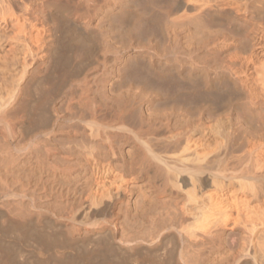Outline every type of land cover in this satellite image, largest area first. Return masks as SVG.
Returning <instances> with one entry per match:
<instances>
[{"label":"bare ground","instance_id":"6f19581e","mask_svg":"<svg viewBox=\"0 0 264 264\" xmlns=\"http://www.w3.org/2000/svg\"><path fill=\"white\" fill-rule=\"evenodd\" d=\"M164 1L155 15L158 0H0V72L20 66L14 89L0 93V204L17 202L20 212L2 205L13 209L8 223L17 208L15 223L39 254L59 238L49 224L56 240L35 231L52 214L48 222L69 225L72 237L61 235L71 245L93 246L82 251L87 261L109 250L153 262L151 252L170 247L179 256L163 250L167 264H264V0ZM102 36L114 52L94 72L66 79L36 124L11 122L71 42L86 55L87 41ZM117 43L127 47L121 56ZM52 262L39 255L33 264Z\"/></svg>","mask_w":264,"mask_h":264},{"label":"rangeland","instance_id":"374dc122","mask_svg":"<svg viewBox=\"0 0 264 264\" xmlns=\"http://www.w3.org/2000/svg\"><path fill=\"white\" fill-rule=\"evenodd\" d=\"M77 0H74V2H76ZM73 2V1H72ZM72 2H69V5L71 4H73L74 5V3H72ZM162 2H164V3H162ZM162 2H161V0H158V2L156 3V4H153V8H154V12H155V15L157 14V15H159L160 14V9H158L157 7H158V5H159V8H161L162 7V5L164 4L165 5V1L164 0H162ZM70 5V7L72 8V6ZM157 9L159 10L158 12H157ZM140 11V10H139ZM141 11L142 12H144L145 13V11H143L142 9H141ZM139 12L140 14L142 13V12ZM55 12V11H54ZM62 13V11L59 13V12H56L55 13V17H53L54 19H56V18H60V17H62V16H64V12H63V15L61 14ZM59 14H61V15H59ZM65 14H67V13H65ZM141 15H143V14H141ZM144 17H147V15H143ZM58 19H56V20H58ZM165 19V18H164ZM55 20V21H56ZM115 20L116 21H120V19L119 18H115ZM114 20V21H115ZM127 20L128 19H126L125 21L124 20H122L121 22H118V23H120L119 24V26L118 25H115V26H118V27H121V29H122V27L124 28V29H122V30H124L123 32H124V34L126 35V32H127V29L129 28H127L126 29V26H128L129 25V23H130V19L128 20V22L129 23H127L126 24V22H127ZM59 21V20H58ZM115 21V22H116ZM166 21H167V19H166ZM57 22V21H56ZM164 22V21H163ZM16 24V22H12V26H14L13 24ZM53 23H55V22H53ZM117 23V22H116ZM117 23V24H118ZM164 23H166V22H164ZM126 24V25H125ZM125 25V26H124ZM10 29L11 30H8L9 32H8V34L10 33V34H12L13 33V29L10 27ZM118 29H120V28H117V31L116 32H118V34L119 35H121L122 36V30H121V32H120V30H118ZM126 29V30H125ZM116 30V29H115ZM15 32V31H14ZM9 34V35H10ZM13 35V34H12ZM124 35V36H125ZM158 35H160V38H156L155 40L157 41V42H163V41H161V40H163V37H162V35L161 34H156V37H158ZM101 37V36H100ZM99 37V39L96 37V38H92V40H90L91 42L89 43V41H87L86 43L87 44H85V45H87V47H90V46H92V47H90V49H92V51L90 50V49H88L89 51H88V53L85 55V52L87 51V50H85V48L84 49H82L83 47H86V46H80V47H82L81 49H80V47L78 46L77 47V45H78V43L76 42V41H74V42H71L70 43V45L67 47V49L66 50H64L65 52H64V60L65 59H67L68 60V58H69V60H68V62L66 63V65H65V68H63V66L64 65H61V64H64V60L62 59V61H60V63L59 64H56V65H53L52 66V69L51 68H49L50 70L48 71V75H46L47 74V72H46V70H45V75L46 76H44V74H42L41 75V77L43 76V77H45L44 79H41L40 77L38 78V80L37 81H39V80H41V81H39L40 83L38 84V86H43V87H41L42 88V90H39L38 91V86H37V81L33 84V85H36L37 87V91H36V89H34L35 88V86L34 87H32L31 86V88H30V96H32V97H30L29 96V98H31V99H29V101L30 102H28V103H30V104H27V107H26V109L29 107V106H32V107H34L33 109L31 108V110H32V112H30L29 113V111H31V110H29V109H27V112H25L26 111V109L24 108V109H21L20 111H19V113H16V115L18 114V116H15L16 118L14 119V120H16V119H18V120H16V121H13V119H11V122H15V124L14 125H20V122L22 123L23 122V124H27V125H34V124H36L37 122H38V118H39V116H41V115H43V114H45V113H48V109H49V107H45V105H44V103L46 104V102H47V104H49L50 105V107H53L52 105L54 104V101H55V98H56V96L54 95L55 93H56V95L57 94H59V93H62V90H64L63 92H65V91H67L68 89L67 88H69V84H68V81H71V84H72V82L74 81H72V79H75L77 76L79 77H83V75H81V74H83V73H86L85 75H88L87 73H91V72H94V70H95V65L98 63V65H99V62L97 61V60H99L100 58V55L103 57L104 55L103 54H105L106 52H107V49H105L106 47L109 49V48H112V47H108V46H110V45H107V40H106V37L105 36H102L103 38H100ZM95 39V40H94ZM96 39H98L99 41H97ZM101 39V40H100ZM160 39V40H159ZM103 40V41H102ZM94 42V47H93V45H92V43ZM120 43H117V44H115V48H114V50H117L118 51V54H119V52H120V54L121 55H123L126 51H127V47L124 49V47L122 46V45H124L123 43H121V46L119 45ZM76 45V46H75ZM106 45V46H105ZM129 45H131V46H133L132 44H129ZM128 45V46H129ZM73 47V49H69V48H71V47ZM119 46H120V48L122 49H119ZM125 46V45H124ZM98 47V48H97ZM105 47V48H104ZM103 48V49H102ZM130 48H132V47H130ZM98 49V50H97ZM124 49V50H123ZM74 51V52H71V51ZM104 52H103V51ZM111 50H113V48L111 49ZM69 51L71 52V53H69ZM83 51H85V52H83ZM106 51V52H105ZM117 51H115V52H117ZM125 51V52H124ZM83 52V53H82ZM102 52V54H100ZM112 52H114V51H109L108 50V54H110V53H112ZM67 53V54H66ZM119 54V56H121ZM81 55V56H80ZM172 55H173V53H172ZM65 56L67 57V58H65ZM71 59V60H70ZM66 60V61H67ZM101 60V59H100ZM103 60V59H102ZM102 60H101V62H102ZM83 61V62H82ZM97 62V63H96ZM80 64V65H79ZM98 65H96V67L98 66ZM58 66L60 67V69L58 68ZM66 66H67V68H66ZM17 67V69L19 70L20 69V66H16ZM75 67V68H74ZM83 67V68H82ZM94 67V68H93ZM54 68V69H53ZM57 68V69H56ZM93 68V69H92ZM11 69H13V70H11ZM10 70H9V72H8V69H6V71L8 72H5V73H2V72H0V74H1V76H0V81H1V79L3 80V82H0L1 84H0V93L4 96L5 94L4 93H6V94H8V92L9 91H12L13 89H14V87L11 85V84H15L14 82V80H16V79H18V77H16V74L15 75H13L14 73H15V70H16V68L15 67H13V68H11ZM56 69V70H55ZM18 70H16V71H18ZM51 70H52V72H51ZM73 70H75L74 72H72ZM84 70V71H83ZM11 71V72H10ZM80 71V72H79ZM87 71V72H86ZM4 72V71H3ZM13 72V73H12ZM83 72V73H82ZM10 73H12V78L14 79H12L11 78V75H10ZM16 73H20L19 71L18 72H16ZM3 74H5V75H3ZM77 74V75H76ZM6 75H8V76H6ZM76 75V76H75ZM4 76V77H3ZM14 76V77H13ZM18 76V75H17ZM19 76H20V74H19ZM9 77V78H8ZM59 77V78H58ZM65 77V78H64ZM72 77V78H71ZM77 77V78H78ZM79 77V78H80ZM70 80H69V79ZM78 78V79H79ZM7 79V80H6ZM10 79V80H9ZM48 79H50V81L52 82H50ZM68 81H67V80ZM9 80V81H8ZM66 80V81H65ZM76 80V79H75ZM12 81V82H11ZM44 83H43V82ZM55 81V82H54ZM46 82H49V83H46ZM3 84V88H2V85ZM48 84V85H47ZM65 84L67 85L66 87H65ZM70 84V85H71ZM53 85V86H52ZM9 86V87H8ZM10 86H12L11 87V89H10ZM45 86V87H44ZM49 86V87H48ZM13 88V89H12ZM33 88V89H32ZM32 89V90H31ZM40 89V88H39ZM47 89H48V91H47ZM55 89H56V91H55ZM61 89V90H60ZM65 89H67V90H65ZM34 90V91H33ZM2 91V92H1ZM61 91V92H60ZM59 92V93H58ZM0 94V95H1ZM48 94V95H47ZM38 96H39V98H40V96H41V99L39 100V99H37L38 98ZM35 99V100H34ZM50 99V100H49ZM32 100V101H31ZM48 101H49V103H48ZM32 102V103H31ZM36 102V103H35ZM43 103V104H42ZM40 104H42L45 108H47L46 109V111H45V109H44V107L43 108H41L40 109V111H38L39 109L38 108H40V107H42V105L41 106H39ZM46 104V105H47ZM48 106V105H47ZM29 110V111H28ZM52 110V109H51ZM23 111V112H22ZM38 111V112H37ZM45 111V112H44ZM2 114V113H1ZM0 114V117L3 115H1ZM27 114H28V116H27ZM29 114L31 115V116H29ZM37 114L39 115V116H37ZM22 116V118H20ZM19 117V118H18ZM36 117H38L37 118V121L35 122V118ZM25 119H27V122H26V120ZM33 121V122H32ZM16 122H18V123H16ZM26 122V123H25ZM33 123V124H32ZM13 124V123H12ZM22 125V124H21ZM0 140H1V137H0ZM1 143H3L2 142V140L0 141ZM2 145V144H1ZM3 146V145H2ZM0 149H1V146H0ZM11 202H13V200H10ZM10 201L8 202V203H10ZM7 202L6 203H4V204H0L1 206L2 205H5V207H8V204ZM15 203V204H14ZM10 204H12L11 206H12V208L13 209H15L14 207H15V205L17 206V208H18V211H17V208H16V210H14V211H17V212H20V207H19V205L17 204V202H13V203H10ZM3 207V209L1 210V208H0V211L2 212H0V230H2L4 233H5V235H3V233H0V242H2L3 240H4V243L2 242V245L4 246V247H6V243L5 242H8L7 243V246H9L10 245V247H7L11 252H12V254H11V252H9L10 253V258H8L7 256H5V260H7L8 259V261H10V262H8L7 261V264H19L17 261H19V262H21V264H29V263H31L32 261H35V262H37L38 261V257H39V255H41V256H43L44 258H46V259H48V261L50 260V262H52L51 260H53V262H52V264L54 263V261H56V259L58 258V260L56 261V262H58V263H56L55 262V264H64L63 263V260H65V258H67V254H68V257L69 258H67V260L65 261V264L67 263H73V264H102L103 262V264H106L107 262H109V263H107V264H112L113 262H114V264H115V262L116 261H118V263H119V259L120 258H118V257H116L117 255H119L120 256V254H121V252H119L118 251V253L116 254V251H115V253H114V251H113V253H112V251H106V253H107V255H105L106 253H105V250L103 251V250H101V251H103V252H101L102 254H100V255H102V256H104L105 255V257H103L104 259H102V257L101 256H96L93 260H91V261H87V260H85L84 258H82L83 257V254H84V252H86V247L90 244V243H88L87 242V244H85V245H87L86 247H85V245H84V243H81V241H75L72 245L70 244V242L69 241H71V243L73 242L72 240L73 239H66L67 237H69V234H70V232H69V234H68V236H67V233H68V230H67V228H68V226L65 224L66 222H64L63 224V226L62 225H60V223L59 222H56L55 221V223H54V221L52 220V222H48V219L50 220V218L51 219H54V220H56L55 218H52V217H54V216H52V214H48L47 215V217H45V218H42V219H40V223L39 222H35L36 224L35 225H38L37 223H39V225H38V228L41 226H45L46 224H49L47 227H48V230H49V232L50 231H52L51 229H57V230H59V228L58 227H60L61 226V228L62 227H64V229H66V230H64L63 228V230L61 229V230H59V231H61V233L60 232H58L57 230H54V231H52V233H51V235L52 236H54V232H56L55 234H58L57 235V237H59L58 239H57V237H56V239L57 240H59L58 242H60V244L57 242V240L55 239V238H52V236L50 235V233L47 235V233H48V230L46 229V228H41L42 230H43V234H44V229L45 230H47L45 233H46V235L47 236H51V238L52 239H55L56 240V243L52 246L53 248H52V250H56V248H58L57 246H59V248H60V250L61 249H63L64 251H61L60 252V250H59V248L56 250V251H53V253L55 254V252H56V258L54 257V256H51V254H53V253H51L50 251H52V250H50L49 251V249H51V247L49 248V249H44L43 248V250L44 251H42V249H41V252H43V254L41 253V254H39V250H40V248H38L39 246L37 245V248L39 249H37L36 247H35V245L36 244H34V242H33V240H32V244L34 245V247H30V246H33L32 244L30 245V242L31 241H29L28 242V238H26L25 239V234H24V230H26V229H20V226L17 224V223H15V221H16V219H18V217H17V215L19 214V213H15L14 211H13V215H14V213L15 214H17V215H12V221H10L11 223H15V224H13V225H10L11 223H8L9 221H8V210H9V208H6V209H4V206H2ZM9 207H10V205H9ZM12 209V210H13ZM3 210H5L4 212H6V213H4L3 212ZM11 210V209H10ZM12 210H11V212H12ZM10 212V213H11ZM9 213V214H10ZM5 214V215H4ZM7 214V215H6ZM50 215L52 216V217H50ZM15 218V219H14ZM5 220V221H4ZM4 221V223H2ZM51 221V220H50ZM34 223V222H33ZM58 223V224H57ZM1 224L2 225H6L7 226V228H8V231H7V228H6V226L5 227H3V226H1ZM17 224V225H16ZM32 224V223H31ZM43 224V225H42ZM55 224H57V225H55ZM34 225V224H33ZM34 225V228L36 227ZM58 225H60V226H58ZM32 226V225H31ZM56 226H58V227H56ZM19 227V228H18ZM33 227V226H32ZM46 227V226H45ZM51 227H55V228H51ZM11 228H14V231L15 232H13V229H11ZM21 228H23V227H21ZM28 228H31V227H27V229ZM33 228V229H34ZM37 228V229H38ZM40 228H39V230H37V229H35V231L36 232H39L40 231V233H42V231L40 230ZM70 228V227H69ZM6 229V230H5ZM9 229H10V231H9ZM21 230L23 231V232H21ZM1 231V232H2ZM17 232V233H16ZM23 233V234H22ZM63 233V235H66L65 237H62V234ZM15 234H17V235H15ZM24 235V236H23ZM72 235V234H71ZM5 236H7V237H5ZM12 236V237H11ZM15 236H17V238L15 237ZM19 236V237H18ZM56 236V235H55ZM62 237V239L64 240V242H63V246L65 245H67V247H65V249H66V253H65V255H64V253H62V252H65V249H64V247L61 245V243H62V239H60L61 237ZM13 237H15V238H13ZM20 237L22 238H24L23 240L22 239H20ZM72 236H70L69 238H71ZM26 240H27V242H26ZM62 240V241H61ZM12 242V244H11V242ZM66 241H68L69 243H67ZM169 240H167V242L164 244V247L165 246H168V243L170 244L171 243V245L173 244L174 246L176 245L175 244V242H168ZM171 241V240H170ZM16 243V244H15ZM26 243V244H25ZM81 243V244H80ZM5 244V245H4ZM27 244H29L28 246H27ZM14 245V246H13ZM16 245H17V247H16ZM68 245L69 246H71V248H69L68 247ZM74 245V246H73ZM75 245H80L79 246V249H78V246H77V248H75ZM173 245L171 246V247H173ZM26 246V247H25ZM91 244L87 247V249H91ZM72 247H73V249H72ZM85 247V248H84ZM90 247V248H89ZM93 247V246H92ZM169 247V246H168ZM11 248H14V249H11ZM19 248H21V249H19ZM75 248V249H74ZM170 248V247H169ZM168 248V249H169ZM18 249H19V252H17L18 251ZM168 249L167 250H165V248L163 249V250H165L166 252L168 251ZM175 249H177V247L175 248ZM17 250V251H16ZM24 250V251H23ZM46 250H48V251H46ZM71 250V251H70ZM84 250V252H82ZM163 250L162 251H153V252H151L150 254V256L151 257H153L154 258V261L152 262V260H151V262H150V260L147 262V257H148V255H149V253H147L148 255H146L145 253L144 254H142V255H144V257H145V259L146 260H144L142 257V255L140 254L141 252H136L135 254L133 253V254H124L123 252H122V254H121V256H123L124 258H122L123 260L124 259H126L127 258V256H128V260H127V262H129L128 264H145V261H146V264L148 263V264H150V263H154V262H156V263H154V264H167V262L169 263L170 261H171V258L173 259L175 256H176V254L178 253V256H179V251H174V247H173V250H171L170 252L172 253V251H174L171 255L172 256H170L169 255V251L167 252L168 253V257L170 258V261H166V260H168V259H166L167 258V256H166V258H164V259H166L165 261H164V259L163 258H160L161 256H162V254H163V256L165 255L164 254V252H163ZM26 251V252H25ZM28 251V252H27ZM29 251H32V252H35V251H37V252H35V253H32V252H30V253H32L33 255H32V257L33 258H31V255L29 254ZM70 251V252H69ZM7 251H4V254H7L6 253ZM23 252V253H22ZM45 252H47V256L46 255H44V253ZM73 252H75V253H73V255H72V253ZM108 252H110L111 253V257L108 255ZM144 252H146V251H144ZM161 252H163L162 254H161ZM165 252V253H166ZM27 253V254H26ZM57 253H58V257H57ZM59 253H61L63 256H61L62 257V259H60V254ZM71 253V254H70ZM103 253H104V255H103ZM109 253V254H110ZM139 253V254H138ZM143 253V252H142ZM152 253H153V255H155L156 257H158V258H156V257H154L153 255H152ZM167 253H166V255H167ZM176 253V254H175ZM53 254V255H54ZM137 254L139 255V257H140V260H139V258H138V256H137ZM156 254H158V255H156ZM160 254H161V256H160ZM38 255V256H37ZM48 255H50V257H53V259H51V258H49V256ZM74 256L73 258H72V256ZM133 255V256H132ZM135 255V256H134ZM175 255V256H174ZM17 256V257H16ZM107 256H109L110 258H108ZM112 256H114V257H112ZM131 258H130V257ZM142 256V257H141ZM162 256V257H163ZM19 257V258H18ZM64 257V258H63ZM115 257L116 258H118V260H116L115 259ZM126 257V258H125ZM133 257V258H132ZM136 257V259H138L139 261H141V262H134L133 263V261L132 260H130V259H133L134 261H136L134 258ZM177 257V256H176ZM175 257V258H176ZM71 258V259H70ZM113 258H114V261H113ZM174 258V259H175ZM25 259V260H24ZM29 260H31V261H29V263H27ZM36 259V260H35ZM60 259V260H59ZM69 259H70V261H69ZM83 259V260H82ZM106 259V260H105ZM109 259L110 260H112V261H109ZM122 259H120V262H121V264H123V263H125L126 262V260H122ZM173 259V260H174ZM177 259V258H176ZM175 259V260H176ZM179 259V258H178ZM11 260H12V263H11ZM61 260H62V262H61ZM156 260V261H155ZM107 261V262H106ZM35 262H33V263H35ZM76 262H78V263H76ZM142 262H144V263H142ZM150 262V263H149ZM158 262V263H157ZM162 262V263H161ZM164 262V263H163ZM33 263H31V264H33ZM51 264V263H50ZM126 264V263H125ZM232 264H235V263H232Z\"/></svg>","mask_w":264,"mask_h":264}]
</instances>
